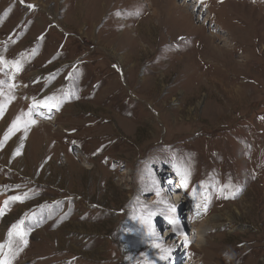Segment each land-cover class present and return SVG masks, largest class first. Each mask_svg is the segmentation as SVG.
<instances>
[{"label": "rangeland", "instance_id": "374dc122", "mask_svg": "<svg viewBox=\"0 0 264 264\" xmlns=\"http://www.w3.org/2000/svg\"><path fill=\"white\" fill-rule=\"evenodd\" d=\"M263 72L264 0H0V260L264 264Z\"/></svg>", "mask_w": 264, "mask_h": 264}, {"label": "snow or ice", "instance_id": "6c2138e0", "mask_svg": "<svg viewBox=\"0 0 264 264\" xmlns=\"http://www.w3.org/2000/svg\"><path fill=\"white\" fill-rule=\"evenodd\" d=\"M23 2V0H22ZM28 7L30 8H34L35 5H28ZM42 39V37H41ZM17 71L20 70V67H19V64L17 62ZM4 85V82L3 81H0V88H2ZM8 87L11 89L13 87H15L14 84H9ZM0 95H3V92L0 91ZM11 99V98H10ZM50 100L51 98H49V100H46V101H36L34 100L33 101V108H38V107H44V108H53V107H57V105L53 104V103H50ZM3 111V106H0V113H2ZM28 116L31 117L32 116V110L30 109L29 110V113H28ZM32 123H35V120H32L31 121ZM22 124V117L21 116H18L17 119L15 121H13L12 125L10 126L9 128V133L8 135L5 136V140L9 138V136L11 134H13L15 131L19 130L20 126ZM21 199L20 197H12V200H19ZM172 211H175V208L172 209ZM3 214V210L0 209V215ZM151 215H154V214H150V216L148 218H142V219H145V222L146 223H149L150 225V217ZM23 224H24V221H20L18 224H15L12 226V229L9 231L8 235L9 237H16L18 241H22L24 244L27 243L25 237H26V232L24 231L23 229ZM154 234V233H153ZM12 240L10 239L9 242H8V248H9V251H11V245H12ZM155 247H160L159 244H155L154 245ZM5 247V245H2L0 244V249H3ZM165 252H167L168 250L167 249H164ZM161 259H167V256H162ZM0 264H10V261L8 259H4V260H0Z\"/></svg>", "mask_w": 264, "mask_h": 264}, {"label": "bare ground", "instance_id": "6f19581e", "mask_svg": "<svg viewBox=\"0 0 264 264\" xmlns=\"http://www.w3.org/2000/svg\"><path fill=\"white\" fill-rule=\"evenodd\" d=\"M181 5V4H180ZM182 6V5H181ZM184 6V5H183ZM208 14V13H207ZM209 16V15H208ZM202 17H204L203 15H202ZM212 19V17H207L205 20H207V21H210ZM252 81V80H251ZM44 122H46V121H44ZM49 138V137H48Z\"/></svg>", "mask_w": 264, "mask_h": 264}, {"label": "crops", "instance_id": "0c3cea01", "mask_svg": "<svg viewBox=\"0 0 264 264\" xmlns=\"http://www.w3.org/2000/svg\"><path fill=\"white\" fill-rule=\"evenodd\" d=\"M264 73V72H263Z\"/></svg>", "mask_w": 264, "mask_h": 264}]
</instances>
